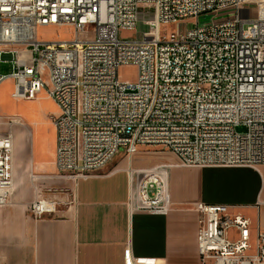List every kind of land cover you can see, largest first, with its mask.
Instances as JSON below:
<instances>
[{
	"label": "built area",
	"instance_id": "obj_1",
	"mask_svg": "<svg viewBox=\"0 0 264 264\" xmlns=\"http://www.w3.org/2000/svg\"><path fill=\"white\" fill-rule=\"evenodd\" d=\"M191 18L194 26L183 25ZM169 24L177 30H164ZM40 26H72L74 35L42 41ZM123 29H138L141 38L122 39ZM0 63L11 65L0 84L14 80V99L45 91L57 103L55 167L74 183L143 145L164 146L189 166L264 165V0H0ZM127 65L138 69L133 82L119 78ZM5 124L0 207L14 190L11 128L25 122L8 116ZM128 174L134 207L167 214L163 171ZM56 190L35 187V219L57 212L61 201L47 195ZM232 207L195 204L198 264H264V228ZM127 264L164 263L129 257Z\"/></svg>",
	"mask_w": 264,
	"mask_h": 264
},
{
	"label": "crops",
	"instance_id": "obj_2",
	"mask_svg": "<svg viewBox=\"0 0 264 264\" xmlns=\"http://www.w3.org/2000/svg\"><path fill=\"white\" fill-rule=\"evenodd\" d=\"M11 129L15 189L11 202L0 207V264H127L129 257L198 264V202L232 205L231 212L264 228V205L255 207L264 202V165L189 166L169 156L154 168L163 171L170 209L152 214L132 204L136 183L129 178L127 158L74 183L57 173L55 127L49 169L40 133L26 124ZM39 181L57 189L47 195L61 201L57 212L43 219H35L31 201L20 196Z\"/></svg>",
	"mask_w": 264,
	"mask_h": 264
},
{
	"label": "rangeland",
	"instance_id": "obj_3",
	"mask_svg": "<svg viewBox=\"0 0 264 264\" xmlns=\"http://www.w3.org/2000/svg\"><path fill=\"white\" fill-rule=\"evenodd\" d=\"M224 13L218 15L215 20L224 18ZM147 18H151V15H147ZM211 17L209 15L202 16L200 23H207ZM183 25L194 26L195 19H188ZM178 28L177 24H169L164 26V30L167 32H174ZM145 30V28H143ZM74 35V28L72 26H40L37 30V36L42 41H67L71 40ZM122 39H131L134 37L141 38V33L137 30L123 29L119 33ZM11 72V65L0 63V73L8 74ZM138 69L136 66L127 65L122 66L119 69V78L123 81L133 82L137 79ZM46 79V76H45ZM14 91V80L12 78L5 79L0 84V130L3 132L8 129V125L5 124L8 120V116H19L33 131L40 133V147L42 150V158L46 163L51 161L52 152L55 147V131L52 123V115L59 112L57 103L47 95L45 91L41 92L36 98L31 100L26 99H14L12 93ZM238 131L244 130V127H238ZM169 156L176 157L169 149L161 145H143L138 148L136 154L127 156L124 153L117 155L113 160L127 158L131 165L130 169H153L159 164L168 160ZM51 168V165L46 166ZM142 175L139 176V179ZM138 180V179H137ZM39 187H52L47 186L46 181L37 182ZM15 189V188H14ZM20 189L17 188V191ZM14 195H12L13 198ZM22 199L32 201L35 197L34 186L31 188H25L20 194ZM11 198V200H12ZM29 209V208H28ZM30 213V212H29Z\"/></svg>",
	"mask_w": 264,
	"mask_h": 264
},
{
	"label": "bare ground",
	"instance_id": "obj_4",
	"mask_svg": "<svg viewBox=\"0 0 264 264\" xmlns=\"http://www.w3.org/2000/svg\"><path fill=\"white\" fill-rule=\"evenodd\" d=\"M55 68H62V60H55ZM13 193H14V190H13Z\"/></svg>",
	"mask_w": 264,
	"mask_h": 264
}]
</instances>
